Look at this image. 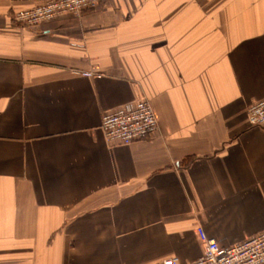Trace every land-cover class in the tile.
I'll return each mask as SVG.
<instances>
[{
  "label": "crops",
  "instance_id": "0c3cea01",
  "mask_svg": "<svg viewBox=\"0 0 264 264\" xmlns=\"http://www.w3.org/2000/svg\"><path fill=\"white\" fill-rule=\"evenodd\" d=\"M0 0V264H183L264 231V0ZM84 73H94L88 77ZM148 99L159 130L106 141Z\"/></svg>",
  "mask_w": 264,
  "mask_h": 264
},
{
  "label": "built area",
  "instance_id": "2783aa9c",
  "mask_svg": "<svg viewBox=\"0 0 264 264\" xmlns=\"http://www.w3.org/2000/svg\"><path fill=\"white\" fill-rule=\"evenodd\" d=\"M102 0H48L31 9L18 12L14 20L21 26H36L66 17H81L83 12L97 8ZM93 77L94 73H84ZM251 126L264 128V100L247 111ZM106 141L113 145L129 146L144 140L159 130V121L151 102L140 99L114 113L106 114L102 120ZM203 244V254L188 264H264V231L230 247H222L198 228ZM164 264H183L176 258Z\"/></svg>",
  "mask_w": 264,
  "mask_h": 264
}]
</instances>
